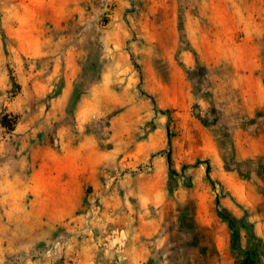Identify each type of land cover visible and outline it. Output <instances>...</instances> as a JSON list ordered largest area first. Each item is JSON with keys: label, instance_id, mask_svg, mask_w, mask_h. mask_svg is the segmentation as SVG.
<instances>
[{"label": "rangeland", "instance_id": "374dc122", "mask_svg": "<svg viewBox=\"0 0 264 264\" xmlns=\"http://www.w3.org/2000/svg\"><path fill=\"white\" fill-rule=\"evenodd\" d=\"M76 157L98 185L67 212ZM246 255L264 264V0H0V264Z\"/></svg>", "mask_w": 264, "mask_h": 264}, {"label": "crops", "instance_id": "0c3cea01", "mask_svg": "<svg viewBox=\"0 0 264 264\" xmlns=\"http://www.w3.org/2000/svg\"><path fill=\"white\" fill-rule=\"evenodd\" d=\"M83 164L85 165L83 159L76 157L75 166L72 169H58L57 171L55 187L51 189L50 199L68 203L63 205L61 210L68 209L67 212L76 210L83 199L84 186L98 185L97 169L88 165L84 167ZM61 210L60 213H62Z\"/></svg>", "mask_w": 264, "mask_h": 264}, {"label": "trees", "instance_id": "16d2710c", "mask_svg": "<svg viewBox=\"0 0 264 264\" xmlns=\"http://www.w3.org/2000/svg\"><path fill=\"white\" fill-rule=\"evenodd\" d=\"M166 160H167V163H168V170L173 173L175 172L174 169L172 168L171 166V156H170V153L167 152L166 154ZM208 169L209 167L207 166L206 167V171L208 173ZM208 179L210 182H212V180L210 179V177L208 176ZM218 215L224 219H226L230 226H231V229H232V247L234 250H238V239H237V232L234 230V227H233V222L230 218H228L227 216L223 215V213L221 211H218ZM243 261H240L241 264H248L249 263V260H250V257H248L247 255L244 257V259H242Z\"/></svg>", "mask_w": 264, "mask_h": 264}, {"label": "bare ground", "instance_id": "6f19581e", "mask_svg": "<svg viewBox=\"0 0 264 264\" xmlns=\"http://www.w3.org/2000/svg\"><path fill=\"white\" fill-rule=\"evenodd\" d=\"M220 248L223 249V242L220 243Z\"/></svg>", "mask_w": 264, "mask_h": 264}]
</instances>
